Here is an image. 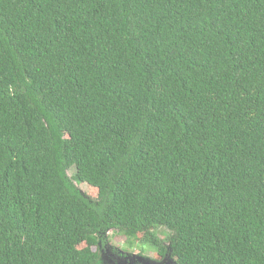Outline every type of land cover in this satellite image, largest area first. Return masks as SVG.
<instances>
[{"label": "trees", "instance_id": "1", "mask_svg": "<svg viewBox=\"0 0 264 264\" xmlns=\"http://www.w3.org/2000/svg\"><path fill=\"white\" fill-rule=\"evenodd\" d=\"M110 230L264 264V0H0V264Z\"/></svg>", "mask_w": 264, "mask_h": 264}, {"label": "rangeland", "instance_id": "2", "mask_svg": "<svg viewBox=\"0 0 264 264\" xmlns=\"http://www.w3.org/2000/svg\"><path fill=\"white\" fill-rule=\"evenodd\" d=\"M73 173H75V169L74 168H71L69 170V174L72 175ZM80 189H82L83 192H85L87 195L91 196L92 198H96L97 197V192L94 188H90L87 184H79L78 185ZM168 233V230L167 229H158V232H159V235L161 238L165 237L164 233ZM109 236H110V244L112 246H115L119 249H121L122 251L123 250H127V252L129 253H136L138 254L139 256L143 257V256H148L149 258H151V256H156V252L155 251H150V249L148 248H144V251L142 252L141 251V245L144 243L145 246H147L148 244L147 243H152L154 237L151 233L149 232H145V233H141L140 234V239H142L144 242H141V241H137V242H134V245L133 246H130L127 242H126V237L124 235H122L121 233H118L117 231L115 230H110L109 231ZM146 242V243H145ZM110 245V246H111ZM142 252V253H141ZM111 251L107 248L105 250H101V258L102 260L106 257H112L111 255ZM143 255V256H142Z\"/></svg>", "mask_w": 264, "mask_h": 264}, {"label": "flooded vegetation", "instance_id": "3", "mask_svg": "<svg viewBox=\"0 0 264 264\" xmlns=\"http://www.w3.org/2000/svg\"><path fill=\"white\" fill-rule=\"evenodd\" d=\"M147 244V246L144 244L143 248H141V251L143 252L144 248L146 247L150 249V251H155L157 254L156 256H151V258H149L148 256L146 257L142 255L143 257H141L136 253H129L127 250L122 251L121 249L108 243L107 246L102 247L101 250L108 248L112 252V257H106L102 260V262L103 264H179L178 259L174 258L170 252H166L164 255L160 252L159 248H156L153 246V244Z\"/></svg>", "mask_w": 264, "mask_h": 264}]
</instances>
